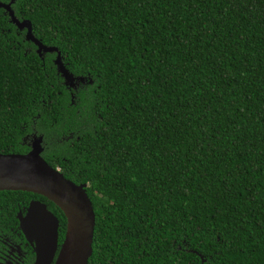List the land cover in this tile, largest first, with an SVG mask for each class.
Returning <instances> with one entry per match:
<instances>
[{"label": "trees", "instance_id": "trees-1", "mask_svg": "<svg viewBox=\"0 0 264 264\" xmlns=\"http://www.w3.org/2000/svg\"><path fill=\"white\" fill-rule=\"evenodd\" d=\"M0 3L55 49L0 8V154L85 184L87 264H264V0Z\"/></svg>", "mask_w": 264, "mask_h": 264}, {"label": "water", "instance_id": "water-1", "mask_svg": "<svg viewBox=\"0 0 264 264\" xmlns=\"http://www.w3.org/2000/svg\"><path fill=\"white\" fill-rule=\"evenodd\" d=\"M9 4L0 3L7 12L10 22L18 29H25V39L36 46V52L55 51L43 46L31 34L27 20L18 21L10 10ZM55 65L65 83L70 87L80 78L72 76L63 68L57 53ZM41 138H35L30 150L25 154H0V191H21L42 196L59 209L65 220V228L60 249L54 264H87L91 254L94 215L90 201L85 193V184L75 185L52 169L40 156ZM22 227L29 230L35 243L38 264L49 261L57 241L56 218L39 203H31Z\"/></svg>", "mask_w": 264, "mask_h": 264}, {"label": "flooded vegetation", "instance_id": "flooded-vegetation-1", "mask_svg": "<svg viewBox=\"0 0 264 264\" xmlns=\"http://www.w3.org/2000/svg\"><path fill=\"white\" fill-rule=\"evenodd\" d=\"M20 192L0 191V264H38L36 247L31 233L21 225V221L25 219L31 203L42 204L45 210L56 218L58 223L57 231L60 227L54 209L46 202L48 200L36 194L27 192H25L26 194H21ZM62 239L63 234L58 237L57 232L56 247L53 255L44 264H54Z\"/></svg>", "mask_w": 264, "mask_h": 264}]
</instances>
